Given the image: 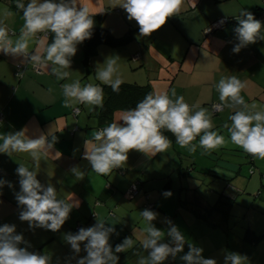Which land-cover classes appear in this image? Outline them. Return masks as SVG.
<instances>
[{"label":"crops","instance_id":"1","mask_svg":"<svg viewBox=\"0 0 264 264\" xmlns=\"http://www.w3.org/2000/svg\"><path fill=\"white\" fill-rule=\"evenodd\" d=\"M17 2L0 0V26L6 28L14 42L19 38L24 24L23 11L14 7ZM19 2L26 6L30 0ZM80 7L87 8L90 14L105 12L103 27L116 37L122 36L128 29L135 30L134 37L122 46H98L91 59L94 75L84 82L81 44L77 45L70 68L64 69L69 76L61 80L51 72V62L47 68L35 69L23 56L14 57L0 52V114L4 117L0 136L24 129L29 139H38L43 135L47 142H51L52 137H56L53 147L46 155L42 154L39 161L33 160L26 152L0 153V179L11 182L13 186L9 188L5 184L0 188V226L15 225L16 234H21L26 242L20 247L48 255L51 264L74 263L73 260L85 256L83 244L80 253L76 254L64 237L68 233L75 234L81 227L95 225L97 220L104 221L106 227L115 228L109 237L111 245L123 238L121 233L129 231L133 222L140 221L141 217L130 213L136 209L142 212L144 205L153 207L151 211L159 217H164L166 212L171 217L179 211V206H184V195H188L187 202L190 201L192 189H195L193 199L197 197L202 206H210L205 189L197 194V189L206 183V189L222 191L225 187V192L229 190L232 195L233 179L241 177V165L249 162V157L248 153L231 142L230 134L224 127L226 123L231 126L229 116L239 109L223 107L216 113L210 109L212 104L221 103L216 85L222 77L236 76L245 84L240 95L248 106L246 111L264 112V40H257L239 53L232 51L238 43L234 29L238 26L237 18L242 11L256 12V19L264 25L261 0H183L179 13L169 17L160 29L147 37L139 34L138 25L134 20L127 19L126 11L117 5V0H77V8ZM224 18L228 20L226 23L210 34L205 33L211 22ZM261 35H264V27ZM41 42L44 46L48 45L44 35L31 38L28 52L35 53L41 47ZM136 54L139 61L136 67L130 66V56ZM114 56L118 57L117 73L113 79L119 76L123 82L149 84L153 94L166 93L173 100L172 92L175 91L176 96H183L190 106V114L199 110L193 107L195 105L207 109L206 114L213 124L211 130L224 136V145L205 152L199 146L200 136H197L192 141L196 151L190 152L188 148H181L176 137L162 128L161 134L170 141L166 151L149 157L131 150L121 168L113 169L106 176L92 171L91 165L83 158L85 141H91L92 132L100 131L111 123L123 124L119 116L126 110H116L110 122H102L91 111L95 106L75 103L65 107L61 85L79 80L81 87L89 83L100 86L103 82L96 79V72L105 68L106 61ZM19 66L26 68L17 75ZM77 108L78 112L75 111ZM236 150L240 152L233 154ZM58 152L61 155L56 158ZM203 164L206 165L201 166ZM19 165L35 172L36 178L45 187L53 185L58 199L79 204L72 208L68 220L59 231L30 229L26 221L19 220L22 209L14 195L19 191V177L16 174ZM74 167L82 174V179L71 171ZM197 170L203 174V178L193 176ZM135 181L138 182L137 191L128 195ZM165 191H170L172 195L165 198L162 195ZM224 193L219 196L223 201H229L230 194ZM214 213H218L221 220L224 219L220 212H213L210 218ZM131 239L133 243L142 242L134 236ZM146 252L142 249L134 258L144 256Z\"/></svg>","mask_w":264,"mask_h":264},{"label":"clouds","instance_id":"2","mask_svg":"<svg viewBox=\"0 0 264 264\" xmlns=\"http://www.w3.org/2000/svg\"><path fill=\"white\" fill-rule=\"evenodd\" d=\"M182 3L183 0H117V5L126 11L127 19L134 20L139 34L145 37L160 29L169 17L176 16ZM16 8L23 11L24 24L20 36L14 42L9 38L6 28L0 26V52L14 57L23 56L38 68H47L51 62L50 70L58 80L68 77L69 73L64 69L70 68L77 45L92 36L94 21L88 9L77 8V0H42L39 3L37 0H30L26 6L18 0ZM237 20L238 26L234 32L238 43L232 49L234 53H239L242 48L257 40H264V35H261L264 25L250 12L242 11ZM219 23L222 25L224 20ZM48 31L54 33L52 43L44 46L41 42V47L30 54L29 40L37 33ZM117 57L108 59L106 67L96 72V79L109 85L114 92L119 91L122 83L119 76L113 79L117 73ZM61 87L65 107L75 103L97 107L103 104V89L98 85L89 83L81 87L80 81L76 80ZM216 88L221 102L213 105L216 111H221L223 107L239 109L229 116L231 126L227 123L224 125L231 142L253 157L264 159V112L246 111L248 106L240 95L245 84L236 76L222 77ZM172 96L175 97L174 100L166 93H149L134 109L120 114L119 121H123V124L111 123L100 131L92 132V140L85 141L86 151L83 156L91 165L92 171L108 175L113 169L121 168L126 163L131 150L149 157L166 151L170 141L161 134L162 128L171 132L176 137L177 144L181 148H188L190 152L196 151V145L192 141L197 136H200L199 146L205 152L224 145V136L211 130L213 124L206 114L207 109L195 105L193 107H198L199 110L190 114L191 108L185 103L184 97L176 96L175 91ZM25 131L22 129L0 136L3 141L0 153L10 155L12 152H26L33 160L39 161L41 155H46L56 142L55 136L51 142H47L43 135L38 139H29L25 136ZM60 155L58 152L56 158ZM71 171L83 178L77 168L74 167ZM16 174L19 177V191L14 195L22 209L19 220L26 221L30 229L59 231L68 220L72 208L79 204L73 205L58 199L53 185L45 187L36 178V173L23 165L17 167ZM5 184L9 188L13 187L11 182L0 179V188ZM162 195L167 198L172 193L165 191ZM140 213L148 222L144 229L146 236L141 242L142 247L148 251V257L141 258L139 264H164L169 257L176 259L178 253L183 252L186 242L182 232L171 220H166L169 225V240L164 243L162 240L165 233L152 224L158 214L147 209ZM114 232V227H106L104 221L97 220L95 225L81 227L75 234H66L64 239L76 254L80 253L83 244L86 255L80 257L77 264H118L119 257L116 253L132 247L133 240L125 237L113 251L109 237ZM22 243L26 242L21 234H16L15 225L0 226V264H51V257L29 251L28 247H20ZM202 252V248L189 243L187 253L180 259L183 264H217L213 258H204ZM244 259L239 253H225L223 264H243Z\"/></svg>","mask_w":264,"mask_h":264},{"label":"rangeland","instance_id":"3","mask_svg":"<svg viewBox=\"0 0 264 264\" xmlns=\"http://www.w3.org/2000/svg\"><path fill=\"white\" fill-rule=\"evenodd\" d=\"M130 59V66L136 67L138 62L133 60V56H130ZM238 152L240 151L236 150L232 153L237 154ZM253 158L255 159V163L251 164L249 162H245L242 164L240 171L241 177L233 179L231 186L232 195L229 193V190L225 192V187L222 191L218 189L214 190L212 188L206 189L205 186L207 183L197 189V194H200L202 189H205V196L211 204L217 200L218 196L222 194V192H225L224 194H230L229 198H231L232 202L227 219L221 220L220 215L218 213H214L210 218V222L215 225L211 226L208 224L207 220L202 219L200 216L196 217L194 210H191V208L195 207L192 196L195 189H192L189 194L190 201L187 202L188 195H184L183 199H186V201H184V206H179L180 209L175 215L170 217L171 214L166 212L164 217L157 216V218L152 221V224L156 228L165 233V237L162 240L164 243H167L169 240L167 237L169 225L166 223V220H171L185 236L186 242L183 252L178 253L176 259L169 257L165 264L168 262L169 264H183L180 257L187 253L189 243L202 248L203 257L213 258L217 261V264H223V256L225 253L229 252L239 253L245 257L243 264H264V240L257 245L244 244L242 241V236L246 228H250L258 234L264 230V159H260L258 157ZM232 159H234V157H232ZM206 164L201 166H205ZM193 176L195 178H203V174H201L199 170H197ZM193 176L191 177L194 178ZM259 189H261V193H259ZM209 191L211 193H209ZM212 192L214 193L212 194ZM152 208L153 207L151 206L146 207L144 205V209L153 210ZM139 211L140 210L136 209L130 213L138 218L141 217L140 221L133 222V225L129 226L131 229L128 228L130 229L129 231L121 233L123 234V238H121L116 244H111L113 245V251L115 246L122 243L125 237L131 238L134 236L140 241L145 238L146 233L144 229L147 227L148 222L142 218ZM201 213L205 214L206 212ZM130 249L131 247L127 248L124 252L116 253L119 257L118 264H139V260L142 257L147 259V252L144 256L141 255L134 258V260L128 259L127 251ZM73 262L74 263L67 264H77V259L73 260Z\"/></svg>","mask_w":264,"mask_h":264},{"label":"trees","instance_id":"4","mask_svg":"<svg viewBox=\"0 0 264 264\" xmlns=\"http://www.w3.org/2000/svg\"><path fill=\"white\" fill-rule=\"evenodd\" d=\"M261 1H262L261 11L264 14V0H261ZM14 7L16 8V5ZM89 15L94 21V26L92 29L91 38L81 43V46H82L81 64H82V68L84 72L83 77H82L83 82L87 80L89 77L94 75V69L91 63V59L96 53L98 46L102 44H106V45H110L113 47H119L129 42L135 35L134 29H128L122 36L116 37L107 28L103 27V20H104L105 12L97 13V14L89 13ZM252 15L256 19V16L258 14L255 12ZM223 20H224V23L228 21L225 18ZM40 35H44L47 38L48 44L52 43V40L54 38V33H51L50 31H48L46 33L36 34V36H40ZM135 61L138 62L139 59H136ZM25 68L26 66L17 67L16 74L20 75L19 72L24 71ZM100 87L103 89V104L100 107L95 106L94 109L91 111L94 114H96L97 117L102 120V122H105V123L110 122L114 111L116 110H126L127 111L130 109H134L137 103L142 101L146 95H148L149 93H152V90L149 84L142 85V84H137L134 82H123L122 81L118 92H114L109 85L104 84V83H101ZM210 109L212 110L211 106H210ZM0 118H1V121H0V125H1L4 121V117L2 114H0ZM248 157H249V163L253 164V159H254L253 156L248 154ZM134 183H136V187L138 188L137 186L138 182L135 181ZM258 191L259 193L262 192L261 189H259ZM128 195H131V194H128ZM221 198L222 197L219 196L216 202H214L210 206H205V207L201 205V202L197 197L194 198L193 199V202L195 205L194 214L196 215V217H199V216L202 217V219L207 220L208 224H210L211 226L215 225V224H212L209 219L210 215L213 212H220L223 218L227 219V215H228L229 208H230L232 201L230 198H229V201H223ZM196 206H198V208H196ZM201 212H206V213L202 214ZM263 214H264V211H263ZM262 240H264V230L259 234L254 232L250 228H246L244 230V234L242 236V241L244 244L257 245ZM142 249H144L142 247V243L140 242L133 243L131 249L127 251L128 253L126 252L128 254L127 258L130 260L133 259L139 254V252Z\"/></svg>","mask_w":264,"mask_h":264},{"label":"built area","instance_id":"5","mask_svg":"<svg viewBox=\"0 0 264 264\" xmlns=\"http://www.w3.org/2000/svg\"><path fill=\"white\" fill-rule=\"evenodd\" d=\"M220 21V20H219ZM219 21H215V22H212V23H210L209 25H208V27L205 29V33L206 34H210V33H212V31L214 30V29H216L217 27H219L221 24L219 23ZM138 54H136V55H133V60H136V59H138ZM216 104H219V103H215V104H212L211 105V108H212V112L213 113H216V112H218V111H216L214 108H213V105H216ZM76 112H78V109H76L75 110ZM0 121H1V118H0ZM136 189H137V187H136V183H132L131 184V186H130V188H129V191H128V194H134L135 192H136Z\"/></svg>","mask_w":264,"mask_h":264},{"label":"water","instance_id":"6","mask_svg":"<svg viewBox=\"0 0 264 264\" xmlns=\"http://www.w3.org/2000/svg\"><path fill=\"white\" fill-rule=\"evenodd\" d=\"M33 68L37 69V67H35L34 65H33Z\"/></svg>","mask_w":264,"mask_h":264}]
</instances>
